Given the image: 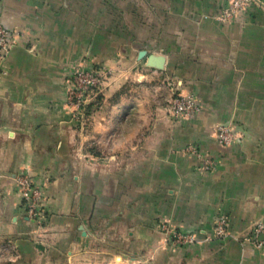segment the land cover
Wrapping results in <instances>:
<instances>
[{"label":"crops","instance_id":"1","mask_svg":"<svg viewBox=\"0 0 264 264\" xmlns=\"http://www.w3.org/2000/svg\"><path fill=\"white\" fill-rule=\"evenodd\" d=\"M228 2L116 0V57L138 63L116 64L129 80L118 75L105 160L97 138L108 133L73 131L64 103L74 60L105 38L96 9L0 0L14 34L0 66V264H264V245L241 239L264 221V0L222 23ZM151 55L162 69L148 67ZM176 93L192 94L200 113L172 117ZM219 125L237 141L221 146ZM23 172L42 193L40 226L15 183ZM219 215L234 239L212 238ZM159 223L208 240L169 247Z\"/></svg>","mask_w":264,"mask_h":264},{"label":"rangeland","instance_id":"2","mask_svg":"<svg viewBox=\"0 0 264 264\" xmlns=\"http://www.w3.org/2000/svg\"><path fill=\"white\" fill-rule=\"evenodd\" d=\"M231 1L232 0H229V2L227 3L226 7L223 9L220 15L224 13L225 9L229 6ZM89 3L91 6H93L92 8H90V15L93 16V11H94L93 9H96L97 12L95 13L96 15L94 16L95 18L94 19L92 18L93 21L96 22V23L93 22L94 26H100L102 27V29H105L101 33V35H103V37L105 38L103 41L96 42V45L94 47L93 46L92 48L90 47L88 53L74 60L72 69L70 70V72L67 73L65 79L66 86H65L64 103L69 113V118H70L69 126L70 128H72L73 131H79L82 134H85L86 132L89 131H95V132L105 131V133H108L104 137L102 136L103 138L101 137L97 138L98 144H100L102 148H104V152L101 153L100 156L103 159L108 160V158L111 155H110V150L107 147H109L108 145H112V143L116 144V95H118V90H116L117 89L116 87L118 86V81H120L118 79V75L120 73L117 70L116 64L119 63L125 65V64H129L130 62L135 63L137 61H135L136 60L135 55L133 57L131 56L122 57L121 60L118 59L119 57H116V0H89ZM90 22L92 23V20ZM101 44L103 46H101ZM93 50H100L102 51V54L100 53L99 55H96L95 53H93ZM125 72L126 71H122L120 75L121 76L123 75L122 79L127 84L129 78L127 72L126 73ZM80 73H88L93 77L92 78L93 87L89 89L87 93H80L78 91L79 84H82V82L76 79L78 78V75ZM125 91H127V89H125ZM71 94L73 101L78 99V97L82 98L83 101H85L81 108H77L68 102V99L69 97H71L70 96ZM177 94L192 95L189 93L186 94L176 93L170 97L169 101L167 102V105L169 108V114L174 118L176 117L174 116V113L172 111L170 101ZM182 119H186V118H182ZM216 136H217V131H216ZM90 159H94V158H90ZM39 206L41 209V203ZM217 218L215 219L213 225L212 238L220 241H227L230 239H234V237L230 234L229 224L227 226V233L230 235L229 238H216L214 236L215 235L214 228ZM36 225L40 226V224L39 225L36 224ZM163 226H167L173 230H177V229L168 225L167 223L158 224V228H159L158 230L162 234L165 244L169 247L187 248L199 244L202 241L208 240L207 237L202 239L201 237H199L197 233L180 231L186 234L187 233L194 234L196 236L197 242H195L193 245L178 246L170 241L169 234L167 233V231L163 229ZM242 237L243 236H241V239Z\"/></svg>","mask_w":264,"mask_h":264},{"label":"built area","instance_id":"3","mask_svg":"<svg viewBox=\"0 0 264 264\" xmlns=\"http://www.w3.org/2000/svg\"><path fill=\"white\" fill-rule=\"evenodd\" d=\"M253 1L257 2L258 0H232L224 13L218 16L217 19L222 23L230 22ZM13 38V32L0 22V66L14 47ZM92 78V75L88 73H80L78 75L76 80L82 82L78 87L80 93H87L89 89L93 87ZM72 94L70 95L71 97H69L68 102L77 108H81L85 101L80 97L73 101ZM170 104L174 116L179 119L195 117L201 111V107L193 95L177 94L172 98ZM216 131V139L221 146H228L237 141L238 137L228 126L219 125L217 126ZM188 151L195 153V150L193 149H188ZM213 168L214 163L212 161L205 160L202 164V169L205 171H210ZM15 183L24 201L26 215L39 225L43 216L39 206L42 199L41 190L27 172L18 175L15 179ZM228 224L229 218L225 215H220L215 224L214 236L216 238H229L230 235L227 233ZM163 229L167 231L170 241L175 245L188 246L197 242L194 234H186L178 230H173L167 226H163ZM263 236L264 221L263 219H258L252 223L247 233L242 237V240L245 243L255 245L257 248H262L264 245V240H262Z\"/></svg>","mask_w":264,"mask_h":264},{"label":"water","instance_id":"4","mask_svg":"<svg viewBox=\"0 0 264 264\" xmlns=\"http://www.w3.org/2000/svg\"><path fill=\"white\" fill-rule=\"evenodd\" d=\"M148 67L155 68V69H162L163 67V58L157 56H149L148 57ZM264 238V236H263Z\"/></svg>","mask_w":264,"mask_h":264}]
</instances>
